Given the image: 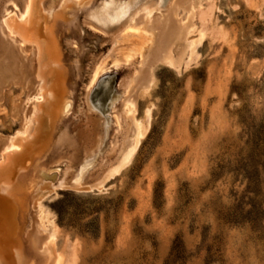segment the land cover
I'll return each mask as SVG.
<instances>
[{
  "label": "rangeland",
  "instance_id": "1",
  "mask_svg": "<svg viewBox=\"0 0 264 264\" xmlns=\"http://www.w3.org/2000/svg\"><path fill=\"white\" fill-rule=\"evenodd\" d=\"M77 1L56 27L71 111L57 120L48 150L31 173L38 180L43 171L58 167L63 174L69 165L76 174L92 159L87 186L105 170L102 163L114 164L127 150L109 152L108 163V153L104 161L98 154L86 155L81 111L94 115L96 149L106 117L121 108L124 81L142 57L151 56L158 32L114 34L130 16L146 12L148 0ZM163 2L153 17L165 14L169 0ZM6 5L12 11L11 3L0 0V15ZM187 11L180 10L182 21ZM190 12L194 29L185 41L200 33L203 39L195 55L185 50L179 68L162 62L151 66L152 83L138 90L127 115L125 126L137 124L141 134L130 161L101 189H77L69 174L65 187L56 186L43 198L57 227L54 253H64L63 264H264V0H192ZM149 33L153 40L133 65L116 66L112 54L85 95L93 65L110 53L114 40L144 42ZM174 51L178 55L181 48ZM30 64L33 83L10 84L2 92L0 138L20 127L12 118L13 105L36 93V53L31 49ZM112 133L99 144V153ZM31 215L26 225L35 231L36 212ZM22 238L28 247L26 234Z\"/></svg>",
  "mask_w": 264,
  "mask_h": 264
},
{
  "label": "bare ground",
  "instance_id": "2",
  "mask_svg": "<svg viewBox=\"0 0 264 264\" xmlns=\"http://www.w3.org/2000/svg\"><path fill=\"white\" fill-rule=\"evenodd\" d=\"M4 1L11 3V10L14 11H8L9 5H6L3 6L4 13L0 15V34L4 36L3 39L0 38V51L2 53L0 58V102L6 86L18 83L29 86L30 83H33L30 49L36 53L37 65L34 72L35 82L38 84L34 89L36 90L35 95H31L33 97L31 100L30 97H27L26 101L12 107V118L20 122L17 132L7 138H0V264H63L64 253H54L57 227L50 214L42 206L43 198L56 186L65 187L68 183L69 174L75 188L92 190L103 188L111 178L120 172L130 161L140 142L141 134L138 125L132 123L131 128L125 125L129 121L127 115L135 107L138 90H147L152 83L151 66L155 62H162L176 69L179 68L184 60L185 50L188 49L187 52L190 57L195 55L196 46L201 43L203 34L200 33L195 40L193 39L188 43L185 41L187 35L194 29L190 12L192 11V0H169L164 9L165 14L161 16L155 14L157 17L152 16V11L159 7L163 0H155L154 3H151V0L146 1L143 6L147 8V11L130 16L121 23L118 31L114 34L143 29L152 32L157 31L158 40L154 47L149 48L151 56L142 57L139 60V66L134 67V71L124 81L121 108L119 110L117 108L115 111L113 109L114 116L106 117L103 128L104 134L99 144L102 145L103 140L110 135V129L113 130V133L109 139L108 147L102 153H99L101 146L99 147L98 143L96 149L94 148V127L96 125L94 115L91 113L92 111L89 113L81 111V114H84V119L80 120L84 122L82 124L84 128L81 127V135L86 155L95 153L98 154L101 161H104V155L108 153L104 161L108 163L109 152L116 153L119 149V155L125 150H127V154L114 164L106 166L102 163L101 167H106L105 170L100 169L103 173H97L94 182L87 186H84L86 185L85 176L88 173V167L93 162L92 159L86 158L76 174H72L69 165H67L63 174H61L63 169L57 167L43 171L37 180L36 175L31 173L32 169L44 151L48 150L53 137V127L57 124V120L70 112L72 105L56 27L58 20L65 19L67 9L80 1L52 0L47 8L44 7L46 0ZM20 1L23 2L21 3L24 4V7L21 12H18L17 8ZM152 6L153 8H151ZM180 10L189 11L185 21H182L179 16ZM121 15H124V12ZM118 16L120 17V14ZM92 22L93 19L89 20V23ZM93 24L91 26L94 27L95 23L93 22ZM152 40L151 33L144 42L135 40L125 44H117L118 38L114 40L115 45L110 53L93 65L89 90L86 91L87 94L85 95L90 94L92 87L99 80L100 73L107 65L108 57L114 54L112 56L116 66L133 65L137 61L136 56ZM175 46L181 48L178 55L175 54ZM184 63L186 64V62ZM112 108H115V104H112ZM118 135L120 138L117 142ZM113 137L115 140H112ZM101 161L99 162L101 163ZM33 212H36L37 215L35 231V227L27 229L26 225L28 219L32 218ZM23 234H26L25 241L28 243V247L23 243Z\"/></svg>",
  "mask_w": 264,
  "mask_h": 264
}]
</instances>
